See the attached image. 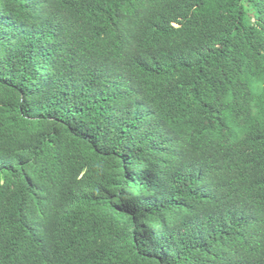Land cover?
<instances>
[{
	"label": "trees",
	"instance_id": "obj_1",
	"mask_svg": "<svg viewBox=\"0 0 264 264\" xmlns=\"http://www.w3.org/2000/svg\"><path fill=\"white\" fill-rule=\"evenodd\" d=\"M0 264H264V0H0Z\"/></svg>",
	"mask_w": 264,
	"mask_h": 264
}]
</instances>
